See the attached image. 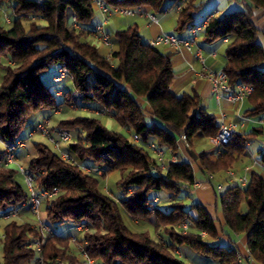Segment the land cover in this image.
<instances>
[{
	"label": "trees",
	"instance_id": "trees-1",
	"mask_svg": "<svg viewBox=\"0 0 264 264\" xmlns=\"http://www.w3.org/2000/svg\"><path fill=\"white\" fill-rule=\"evenodd\" d=\"M93 1L0 0V59H8L0 63L4 69L0 82L2 141L14 142L33 113L79 101L93 105L95 112L111 115L139 137L108 128L97 113L59 121L57 128L73 132L74 139L66 148L72 160L63 159L46 143L28 145L20 155L27 157L24 165L32 176L33 189L39 193L58 188L56 195L44 201L46 219L50 224L87 225L80 241H87L85 247L94 264H188L182 253L185 247L218 264H245L233 238L240 234L246 235L250 252L244 259L264 264L263 173L252 171L246 184L236 182L217 190L221 223L202 201L186 207L176 199L182 189L191 191L196 182L195 162L211 175L230 169L262 128L247 133L235 130L220 154L205 148L194 156L195 140L218 133L217 117L196 91L178 95L172 89L171 54L142 40L136 25L112 35L107 53L91 42L87 35L94 19ZM105 1L111 7H149L154 13L166 10L172 1L176 7L181 5L178 31L195 24V13L203 5L202 0ZM242 4L213 16L199 34L208 43L228 39L223 68L232 85L254 86L244 114L259 117L264 115V47L258 41L260 27L254 15L256 9H264V0H242ZM5 8L11 9L9 23L3 20ZM53 66H64L73 84L74 92L64 91L61 101L42 82V74ZM182 133L187 136L188 157L163 167L151 144L180 154L177 141ZM113 170H121L117 180L120 196L102 187V178ZM20 175L24 176L17 166L6 165L4 151H0V212L21 207L20 214L24 208L28 193ZM162 190L170 194L163 199L168 209L160 207L161 196L152 195ZM122 209L136 224L152 226L157 238L147 229L130 228ZM40 235L29 222L9 220L3 228L0 264H38L30 243ZM222 236H228L231 243L221 241ZM72 249L71 235L55 232L48 235L42 256L47 264H76L79 254Z\"/></svg>",
	"mask_w": 264,
	"mask_h": 264
},
{
	"label": "crops",
	"instance_id": "crops-1",
	"mask_svg": "<svg viewBox=\"0 0 264 264\" xmlns=\"http://www.w3.org/2000/svg\"><path fill=\"white\" fill-rule=\"evenodd\" d=\"M226 1L224 7L221 8L219 6H215L210 12L215 11L217 15L223 14L226 11L233 10L232 9V0H224ZM94 4V19L90 26L98 25L104 23L106 31L112 36L118 30L127 28L130 25H136L138 27L140 36L142 40L149 42L152 38L158 36L161 33L166 32H175L178 35L184 36L186 35L185 31H178V9L173 4L172 1H168L166 4V10L162 12L154 13L149 7H142L141 11H135L132 14H125L118 11H113L111 13H104L102 9L98 6L97 0L93 1ZM3 8V7H2ZM1 8V9H2ZM223 9H226L225 11ZM5 11V10H4ZM6 12V11H5ZM149 13H153L156 16V20H152L149 17ZM205 17L199 22L195 21V24H201ZM255 21L260 27V33L258 36V41L264 47V9H256L254 15ZM198 22V23H196ZM87 38L92 41L95 45V41L100 43V45H96L103 53H107L109 51V47L101 40L100 36L97 34L89 33ZM199 43H201V47L204 50L205 55H207V66L213 67L215 69L222 68L225 66V47L228 44V39L218 40L214 43L204 42V35L202 33L199 34ZM158 48L163 52H167L171 54L172 63L174 65L175 70V79L172 85V89L177 92L178 95L183 93H191L196 91L202 97V104L219 120V124L227 121H240V116L244 115L245 110L249 107L248 99L240 106H234L228 98L225 96L221 97L219 100L212 90L211 81L202 74L203 72V64L194 56V51L187 48L175 49L170 45L160 44ZM216 51V55L211 56L210 53ZM221 56L224 60L221 59ZM58 70V67H57ZM64 90H57L56 94L60 97L63 96ZM54 113V111L52 110ZM51 117V116H49ZM260 118H264V115H260L259 117H250V119L244 123H241L240 126L236 129L241 132H250L254 127L262 128V132L255 135V137L247 143V149L243 156H241L234 165L216 175H211L208 173H203L197 162L196 166L194 165L196 172V182L199 185L195 188H192L191 191L197 195V198L203 203L207 204L209 209L211 210V204L215 203V213L218 219H221V212L219 211L218 203H217V190L223 189L228 184H233L239 182L238 177L243 175H249L252 171H257L264 174V160L262 159L263 150L261 147L257 149L254 146L255 139L259 138V136L264 132V125H260L257 120ZM41 121H38L40 123ZM36 124V125H37ZM203 139H197V144L201 146ZM201 142V143H200ZM264 141L262 142V144ZM261 145V143H260ZM27 143L23 147H27ZM67 148V144L64 145ZM5 150V147L3 151ZM21 152V151H20ZM18 152V155L20 154ZM261 155H257V153ZM181 157H188V153L186 152L185 147L181 150ZM229 171H233L234 175H230ZM217 188V189H216ZM26 211H31L29 206H24L23 209ZM212 211V210H211ZM212 211V212H213ZM219 211V213H218ZM222 221L220 220V223ZM235 239V243L238 246V249L241 253L242 262L245 264H257L254 261L247 262L244 258L250 256L249 249L247 248L246 241L247 237L245 234H240L233 236ZM221 241L225 243H231L228 236H222ZM182 253H184L185 260L188 264H218L215 260L210 257H203L199 254L194 253L189 248L182 249ZM3 260V255L1 252L0 262Z\"/></svg>",
	"mask_w": 264,
	"mask_h": 264
},
{
	"label": "built area",
	"instance_id": "built-area-1",
	"mask_svg": "<svg viewBox=\"0 0 264 264\" xmlns=\"http://www.w3.org/2000/svg\"><path fill=\"white\" fill-rule=\"evenodd\" d=\"M98 6L102 9L104 13H111L113 11L122 12L125 14H132L135 11H141L142 6L137 7H111L105 0H97ZM178 11L181 9V5L176 7ZM152 20H156V16L153 13L148 14ZM217 15L215 11L207 14L204 21L201 24L191 25L185 32L186 35L181 36L175 32H166L161 33L158 36L152 38L149 43L153 46H158L160 44L170 45L175 49L187 48L192 49L194 51V56L203 64V72L202 74L206 76L212 83L213 93L216 95L219 100L221 97L225 96L229 99V101L236 107H240L249 97V95L253 92L254 86L250 83L238 82L232 85L229 82V76L226 70L222 68H213L207 66V55H205L203 48L199 44V32L200 30L209 22V20ZM3 20L7 23L11 21V18L8 12L3 11ZM89 31L93 34H97L100 36L101 40L106 45H111V35L106 31L104 23L90 26ZM211 56L216 55V51L210 53ZM67 76V69L64 66H58V72L54 75V79L56 81H62ZM59 108L56 107L53 109L54 112H58ZM96 113L105 115L104 111H96ZM250 117L248 116H240V121H227L223 122L220 125L219 131L216 135L210 138V141L214 145V149H216L217 153L220 154L222 151V147L224 144L230 141L234 131L240 126L241 123L248 121ZM260 125H264V118H260L257 120ZM54 128L51 127V118L47 117L43 119L42 122L35 125L27 134V136H19L14 142H5V150H4V162L6 165L15 164L19 168L22 174H24L25 179L28 183L29 193L27 195L26 202L22 204V206L28 205L30 210L38 215L39 222L37 224H32L35 228L39 229L41 235L36 237L31 243V247H33L36 251L37 256L39 257L38 264H47L42 256L43 247L45 245L46 239L49 234H54L55 231L46 219V212L43 211V217L40 215L42 205L46 198L53 197L57 194L58 188L54 187L53 190H44L41 192H36L33 189V180L32 176L24 164L19 163L17 157V151L20 147L25 146L28 139H30L35 133L40 132L41 134L50 138V140L54 143L56 151L60 154V156L65 160H72V156L70 152L64 147L67 143L72 141L73 132L68 128H58L56 129L55 135L53 134ZM135 139H139L138 135H133ZM0 140L1 137H0ZM187 143V136L185 133H182L177 141L178 147H182L183 144ZM152 149L155 151L158 159L160 160L163 167H166L170 162H177L182 159L179 154L173 153L170 149L166 150V148L158 146L156 143L151 144ZM230 175H234L233 171H229ZM211 176V174H210ZM238 180L242 184H246L248 182V176L243 175L238 177ZM199 185L198 182H195L192 188H195ZM21 207H17L13 210L7 212H0V218H9L15 217L19 215V210ZM182 226L187 227L186 223H182ZM77 230L84 231L87 230V226L85 224H77ZM204 233V232H203ZM71 240L75 243H78V248L76 249L79 258L76 264H94L95 261L91 258L86 250L87 241L83 239L80 241V238L77 236H71Z\"/></svg>",
	"mask_w": 264,
	"mask_h": 264
},
{
	"label": "rangeland",
	"instance_id": "rangeland-1",
	"mask_svg": "<svg viewBox=\"0 0 264 264\" xmlns=\"http://www.w3.org/2000/svg\"><path fill=\"white\" fill-rule=\"evenodd\" d=\"M201 1V0H198ZM203 1V5L200 8V10H198L195 13V20L198 21L199 19H202V17H205L207 12H210L213 8H215V6H219L221 8L224 7V4L226 1L224 0H202ZM232 9H236V8H240L242 7V0H232ZM4 10H6L9 14H11V9H7L5 8ZM2 10V11H4ZM224 11L226 9H223ZM201 20H199L200 22ZM198 23V22H196ZM92 42V41H91ZM96 45H100V43H98L97 41H95ZM105 44V43H104ZM108 47V46H107ZM221 59L224 60V58L221 56ZM0 63H8V59H0ZM58 72L57 67L53 66L51 67L48 71L44 72L42 74V82L44 83V85L48 86L49 88H51L54 92H57V90H64L66 92H70L73 93L74 89H73V84L71 81V78L69 76H66L62 81H56L53 76ZM3 73H4V69L0 66V82L2 80L3 77ZM62 97L58 96V100L61 101ZM93 109H95V107L93 105H89V104H85L84 102H75L74 104L71 103H64L62 104L61 108H59L58 112H52V109H41L35 113H33L26 125V127L24 128V130L22 131V134L20 136H27L28 132L37 124L38 121H43V119L49 117L51 118V127L54 128L55 131H53V134L55 135L56 132V128L59 127V121L68 117H72V116H87V115H94L97 114L95 111H93ZM100 116V115H99ZM100 118L102 119V122L110 129H114V130H118V131H123L126 132L127 134H129V136H132L133 133H129L128 130L124 129L122 126H120L117 121L111 116V115H102L100 116ZM217 121L219 122V120L217 119ZM58 129V128H57ZM74 136V135H73ZM74 139V137H73ZM43 142L48 144L52 149L56 150L54 143L50 140L49 137L41 134L40 132L35 133L30 139H28L27 141V145H31L32 142ZM264 141V132L259 136V138L255 139L254 141V146L257 149L258 147H261L263 152H264V143L262 144V142ZM202 142V143H201ZM200 143L202 144L201 146L199 145V143L197 144V141L195 140L193 143V146L191 147V150L193 152V155L196 156L197 153L199 152V150L201 149H212L214 148L213 143L210 141V138H206L203 139ZM261 143V145H260ZM69 143H67L68 146ZM5 147V142L0 140V151H3ZM29 147V146H28ZM184 144L182 145V147H179V151L181 152V150L183 149ZM26 148L25 147H20L17 151V157H18V161L21 164H25L27 161V157L21 156V152L24 151ZM21 151V152H20ZM18 152H20V154L18 155ZM173 153H177V152H173ZM178 154V153H177ZM180 155V154H179ZM257 155H261L259 154V152L257 153ZM262 156V155H261ZM181 157V155H180ZM194 165L196 166V162L194 163ZM11 167H16L17 165L15 164H11ZM196 168V167H195ZM100 173H103L100 170ZM100 175V174H99ZM121 177V170H113L111 171L109 174H107L106 176H104L102 178V187L103 189L108 192L109 194H112L114 196H120L121 195V191L120 188L117 185V180ZM20 181L22 182L24 189L26 190L27 193H29L28 190V183L25 179V177L23 175L19 176ZM227 186V185H226ZM217 189V188H216ZM219 191V190H218ZM153 196H161V202L160 207L164 208V209H168L169 207H167L164 203L165 201L163 200L164 197L169 196L170 194L166 191H153L152 192ZM176 199L178 200H182L184 202V205L186 207H188L192 202L194 201H198L199 199L197 198V195L187 189H182L178 196L176 197ZM218 207H219V211H220V205L218 203ZM211 210L213 211L215 209V203L211 204ZM43 211H45V206L42 205L41 208V213L40 215L43 217ZM218 211V213H219ZM213 213H215V211H213ZM122 215L123 218L126 222V224L132 228V229H137V230H149V232L152 234V236L156 237L153 230V227L150 226L149 224H143V223H139L136 224L135 221L130 217L129 213L125 210L122 209ZM217 215V214H216ZM17 219L21 222H29L31 224H37L39 222V218L38 215L33 213L32 211H26V210H22L21 213L15 217H9V218H0V255L2 252V237H3V228L4 225L11 219ZM54 231L56 232V234H62V235H71V236H77L78 238H82L84 235V231H79L77 230L76 226L77 224H75L72 221H64L61 223H55V224H51ZM87 226V225H86ZM88 227V226H87ZM88 229V228H87ZM78 243H75L71 240V246L73 247V252L78 254L77 252V248H78ZM189 247V246H188Z\"/></svg>",
	"mask_w": 264,
	"mask_h": 264
}]
</instances>
